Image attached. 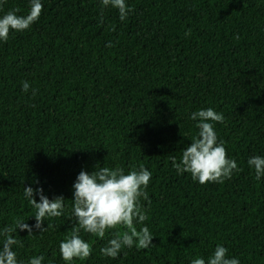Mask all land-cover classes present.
<instances>
[{"label": "trees", "instance_id": "16d2710c", "mask_svg": "<svg viewBox=\"0 0 264 264\" xmlns=\"http://www.w3.org/2000/svg\"><path fill=\"white\" fill-rule=\"evenodd\" d=\"M41 3L35 23L0 41V229L18 218L35 224L24 186L65 200L47 231L13 233L17 260L190 264L222 245L240 264H264V176L247 163L264 156V0H125L123 21L101 0ZM16 9L26 16L29 0H0V17ZM209 107L224 116L211 123L238 170L201 184L172 157L179 162L198 134L191 113ZM141 165L152 173L150 202L140 199L148 219L136 227L149 228L152 245L105 257L100 249L123 226L103 239L81 230L91 255L63 260L80 171Z\"/></svg>", "mask_w": 264, "mask_h": 264}, {"label": "clouds", "instance_id": "9594fccd", "mask_svg": "<svg viewBox=\"0 0 264 264\" xmlns=\"http://www.w3.org/2000/svg\"><path fill=\"white\" fill-rule=\"evenodd\" d=\"M30 11L26 16L17 15L18 9L10 10L0 17V41H7L9 32H21L35 23L43 10L41 0H29ZM102 8L109 5L118 9L119 18L123 21L132 10L125 0H101ZM190 35V30L185 33ZM237 35L235 39H239ZM112 46L111 42L108 44ZM24 92L30 88L27 81L22 82ZM35 95V90H33ZM196 121L198 134L192 138L191 143L183 150L177 162L172 157L173 167L178 173L187 172L194 181L201 184L208 182L223 183L230 179L233 171L238 170L234 159H229L223 141L218 138L211 122H224V116L213 108L200 109L190 115ZM250 168L255 171V178L259 180L264 176V156L255 155L247 161ZM152 173L143 165L139 169H131L125 173L122 168L100 167L91 173L81 170L72 187L73 206L72 215L76 218L69 233L59 244L61 257L65 261L74 259L85 260L92 252L91 245L81 238L80 232L93 234L101 239L109 229L123 226V231H116L113 238L100 249L101 255L116 258L125 247L137 250L148 249L152 245L153 234L144 225L137 229V224H144L148 219L140 199L150 202L147 191ZM39 196V202L35 196ZM24 197L36 210L34 213L35 224L30 226L23 219H16L14 226L0 229V264H42L44 256H33L27 262L18 261L13 246L18 244L13 235L17 230L27 229L28 234L33 233V228L39 232L47 231L50 224L44 227L46 218L60 217L64 210L63 196L49 199L42 188L24 186ZM228 249L217 245L207 262L204 258L197 257L190 264H240L238 258L227 256Z\"/></svg>", "mask_w": 264, "mask_h": 264}]
</instances>
